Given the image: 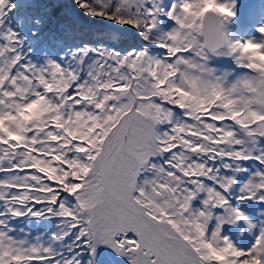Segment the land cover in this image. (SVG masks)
Instances as JSON below:
<instances>
[{"label":"rangeland","instance_id":"obj_1","mask_svg":"<svg viewBox=\"0 0 264 264\" xmlns=\"http://www.w3.org/2000/svg\"><path fill=\"white\" fill-rule=\"evenodd\" d=\"M16 2H20V5L23 4V0H15ZM214 5L215 6H219L221 8V11L225 14L228 13L229 16L224 15L223 16V22L227 25V26H232L236 23H234L233 21H231L232 16L235 15V17H237L236 12L234 11L235 6L236 7H240L242 3H245L246 0H236L234 4H232L231 6H228L225 3V0H222L221 3H217L216 0H213ZM178 3L179 0H176L173 4V10L171 12V14L169 15L170 17L173 16V11H176L177 14L179 12V7H178ZM161 14H166V10L164 8H161ZM5 19V18H4ZM2 19L0 20V24H4L5 20ZM161 24L160 27L162 29V31H171L173 34H177V37H181V43L180 45H186L184 40H185V34H183L181 36V30H178L176 27V24H166L164 23L163 19L160 18ZM109 22V21H108ZM111 22V21H110ZM192 42L189 45V47H187L190 51L184 55L182 53H180L181 51H179V55H178V64L170 70L169 73V79L167 80L168 83L172 82L175 83L178 79H182V78H186V79H190L191 78V72L189 71V64L186 60L187 57H193V60L195 61V65L194 68L197 71V82L198 83H207L209 86L215 87L217 90L221 91L226 83H227V76L229 74V72L231 71V66L229 63V55L227 53H223L220 55H216V56H206L203 53L202 50V46L200 43V38H199V28H198V22L193 23L192 25ZM0 48L3 49V54L0 56V72H4L6 70L7 65H9V61L11 59V57L9 56L7 52V50L9 49V32L7 28H4L3 30H1L0 32ZM256 41L259 42L263 48H264V39L261 38H256ZM184 48V49H187ZM182 50V49H179ZM257 62V70L260 73V77H262L264 79V70L261 69V67L258 64L257 59H254ZM168 64V62H166ZM198 67V70H197ZM230 68V70L228 69ZM171 74H173L171 77ZM245 82H244V86L245 87H249L252 85V83L254 82V77L252 75H245ZM264 87V80L261 82L260 84V88ZM13 91H15V89H12ZM4 108V106H3ZM12 110H9V113ZM174 123V119L173 117L169 119L168 122H166L163 125H160L159 123L155 124L152 128V131L150 132L151 134H155L158 133L160 131H162V129L165 126H168L169 124H173ZM12 125V120H11V116L7 117V121L5 122V126H10ZM2 129V126L0 127V130ZM141 129H143L140 124L138 123H134L131 126V132H130V138H129V144H130V149L133 152V154H135V156L137 157L138 161H139V165H140V171H141V177H144L147 181V183H150V181L152 180V177L154 176L155 173V168L157 165V158L156 156L153 154L152 149H151V145L149 144V142L146 140L145 136L142 134ZM146 131V130H145ZM148 132V131H147ZM38 138H42L44 137V133H41L40 135L37 136ZM246 138V137H244ZM233 149V148H232ZM152 158L153 159V166L154 169L151 166H148L147 164V159ZM120 163L123 167L124 173L127 177H131L133 178L136 173L138 172V169L136 167V164L132 162V160L128 157H122V159L120 160ZM116 169H118L119 167H115ZM220 173V168H215L213 169L212 167H208L206 170L202 169L201 170V174L200 176L202 178L205 179H215L216 176ZM99 178V175L97 173V167H94L93 172L91 173V183L88 187H86V189L81 190L79 193L81 194V199L89 204L92 203L93 198L90 197L89 193L93 192L98 186L96 185L97 182H95L96 179ZM117 179L115 176H112V178L110 179V184L109 186L113 187V194L114 197L113 199V205L116 206V201L119 197V191L118 189L115 187L117 185ZM209 184L210 182L207 181L206 183L203 182L201 185V189L205 190V189H209ZM124 188V187H123ZM106 189H108V186H106ZM4 191V186L3 183H0V205L4 204L6 201V198L3 194ZM99 196V195H98ZM256 198V196L254 197ZM98 199V198H97ZM260 200H264L263 197L260 198H256V201H260ZM102 204V203H100ZM101 207H104L101 205ZM9 210H12V208H10ZM92 210H94V208H92ZM108 216V211L104 210L103 212V218H107ZM220 218H223V215L220 216ZM13 225H16L18 223V221L15 222H11ZM167 224V223H166ZM17 225H21V228L27 226V234H18V233H13L12 234V239L14 241V244L9 246L8 248H0L2 251H4L6 253L4 260L8 261V264H17L19 259L21 257H23L26 252H27V248L29 246V244H33V234L36 233V227H35V223L33 221V219H22L20 220V222ZM99 225L101 226V232L103 231V223L100 222ZM163 229L165 230V232L169 235H171L178 243L179 245L184 249L185 247L182 244L181 238L177 235L176 232L172 231V229H170L169 227H165L163 226ZM17 237H19L20 239H16ZM41 239V243H42V238ZM222 239H228L232 244H235L229 237L226 238H222ZM19 245L18 251H16V247ZM236 247H238L240 249V251L243 253L244 249H241L240 246L235 245ZM255 246V248L257 249L258 253H260L258 259L260 262H262L264 260V237L261 236V238H257L253 245L251 247ZM1 247V246H0ZM250 247V248H251ZM12 248L13 251H7V249ZM249 248V249H250ZM248 249V250H249ZM169 250H173V247L170 245L169 246ZM247 250V252H248ZM187 252H190L189 250H186ZM18 252V253H17ZM128 257L132 258L134 257V252H125L124 253V258L127 259ZM95 258H96V264H101L100 263V255L99 252H96L95 254ZM227 263H232L234 262L233 258H229L226 260ZM249 262H252L251 259H249ZM37 264H52L51 262H47V261H39L37 262ZM55 264V263H54ZM140 264H146V261H141ZM216 264H223V263H216Z\"/></svg>","mask_w":264,"mask_h":264},{"label":"bare ground","instance_id":"obj_2","mask_svg":"<svg viewBox=\"0 0 264 264\" xmlns=\"http://www.w3.org/2000/svg\"><path fill=\"white\" fill-rule=\"evenodd\" d=\"M252 9H254V6L251 7ZM227 39H228V44H234L235 45V49L237 50V52H241V53H247L248 51L246 49L243 48V46H241V44L239 43V36L237 37V33L236 31H231L228 35H227ZM125 131V127H123L122 129H117L114 134L112 135V140H111V145L107 150V153H111V151L115 148V144L118 141L119 138H121L122 133H124ZM103 169H104V174L107 176L110 172H111V163L108 162L107 158L104 160V162L102 163ZM128 184V182H127ZM134 185H130V189L127 192V195H133L134 193ZM132 207V214L134 215V217L138 218L139 220H141L145 227L149 225V218L146 215V213L143 211V209L141 207H137V206H131ZM242 219L245 221L247 220L246 215H242ZM122 224V227L126 230H128L130 233H133L135 236H137L139 238V240H142V235L143 233L138 231V230H134V226L130 223H125L120 221ZM166 238H164L165 240ZM144 249L149 252L151 255L156 256L155 253L151 250H148L146 246H143ZM153 247V246H152ZM155 250L158 252L156 247ZM159 254V253H158Z\"/></svg>","mask_w":264,"mask_h":264},{"label":"trees","instance_id":"obj_3","mask_svg":"<svg viewBox=\"0 0 264 264\" xmlns=\"http://www.w3.org/2000/svg\"><path fill=\"white\" fill-rule=\"evenodd\" d=\"M73 5L77 9V11L79 12V15L84 20H86L87 22H89V23H104L103 14H98L96 12H93L91 10V8L88 7L82 0H73ZM120 24L123 27L128 28V29H134V30L136 29V27L130 21L121 20Z\"/></svg>","mask_w":264,"mask_h":264}]
</instances>
